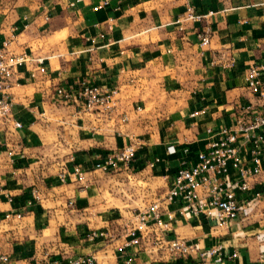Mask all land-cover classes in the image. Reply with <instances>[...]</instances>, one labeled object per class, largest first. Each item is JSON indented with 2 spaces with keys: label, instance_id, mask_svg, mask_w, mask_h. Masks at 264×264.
I'll list each match as a JSON object with an SVG mask.
<instances>
[{
  "label": "crops",
  "instance_id": "1",
  "mask_svg": "<svg viewBox=\"0 0 264 264\" xmlns=\"http://www.w3.org/2000/svg\"><path fill=\"white\" fill-rule=\"evenodd\" d=\"M188 7L203 16L178 22ZM204 27L209 43L200 45L196 32ZM9 37L12 51L41 57L44 70L32 63L16 69L9 91L21 126L0 123V248L7 264L83 253L94 264H124L129 254L131 264H158L166 256L149 237L121 246L129 214L164 194L180 161L204 146L205 127L215 132L256 100L244 77L250 63L264 62V0H0V40ZM83 82L117 89L110 115L55 92ZM193 110L199 112L190 116ZM127 143L136 147L128 165L93 168ZM247 147L239 143L243 157ZM75 166L83 179L72 174ZM249 182L240 198L264 189L260 174ZM179 204L165 206L175 214L169 236L201 247L221 242L223 255L235 251L222 264H264L262 201H243L224 225L180 215ZM14 211L20 216L4 218ZM91 229L106 234L87 239ZM175 264L199 263L181 257Z\"/></svg>",
  "mask_w": 264,
  "mask_h": 264
},
{
  "label": "built area",
  "instance_id": "2",
  "mask_svg": "<svg viewBox=\"0 0 264 264\" xmlns=\"http://www.w3.org/2000/svg\"><path fill=\"white\" fill-rule=\"evenodd\" d=\"M201 16L203 15L194 13L188 7L176 20L200 19ZM196 37L200 45H207L209 29L201 28L196 32ZM10 41V37L0 40V123L18 128L21 123L11 112L12 95L9 87L12 75L18 67L27 63H32L39 71H43L44 67L41 57L32 56L26 51H12L9 48ZM232 62L233 59L230 58L222 65L228 67ZM30 74L33 75V71ZM244 79L245 87L256 100L240 105L234 118L218 127L215 132L210 127H205L209 134L204 146L195 151L192 159L180 161L164 194L129 214L123 231L122 247L136 245L142 237H149L155 250L160 249L166 256L158 264H175L176 259L181 257L196 259L199 264H222L225 258L235 255V251L223 255L221 242L201 247L184 237L169 236L175 214L165 206L177 199L180 202L177 208L180 215L211 219L215 224L224 225L238 217L243 201L264 203V189L252 190L247 198L239 196L250 190V177L260 174L264 178V62L250 63ZM55 92L62 99L77 101L85 110H96L102 115H110L116 107L115 87L83 82L72 90L59 85ZM198 112L193 110L189 115ZM125 119L126 115L122 113L120 120ZM241 142L248 144L247 157L239 153ZM135 148L133 143L118 147L94 161L93 168L108 172L119 165L126 166L133 159ZM157 160L158 157H154L149 164L152 165ZM71 172L76 179L84 178V171L78 166L73 167ZM20 214L19 211H14L6 212L3 216L19 217ZM105 234L102 229H91L85 235L87 239H94ZM8 260V254L0 248V264H7ZM94 261L92 254L83 253L39 261L37 264H94ZM131 261L132 254H129L125 257L124 264H131Z\"/></svg>",
  "mask_w": 264,
  "mask_h": 264
}]
</instances>
